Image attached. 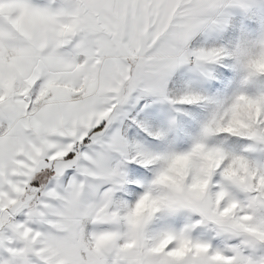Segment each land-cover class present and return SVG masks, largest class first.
Returning a JSON list of instances; mask_svg holds the SVG:
<instances>
[{
    "label": "snow or ice",
    "instance_id": "6c2138e0",
    "mask_svg": "<svg viewBox=\"0 0 264 264\" xmlns=\"http://www.w3.org/2000/svg\"><path fill=\"white\" fill-rule=\"evenodd\" d=\"M0 264H264V0H0Z\"/></svg>",
    "mask_w": 264,
    "mask_h": 264
}]
</instances>
